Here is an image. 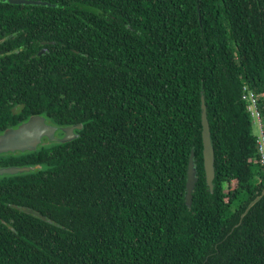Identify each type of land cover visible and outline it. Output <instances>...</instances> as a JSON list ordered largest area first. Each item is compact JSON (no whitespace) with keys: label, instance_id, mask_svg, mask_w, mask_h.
Listing matches in <instances>:
<instances>
[{"label":"trees","instance_id":"obj_1","mask_svg":"<svg viewBox=\"0 0 264 264\" xmlns=\"http://www.w3.org/2000/svg\"><path fill=\"white\" fill-rule=\"evenodd\" d=\"M36 1L51 5L0 0L15 103L32 109L10 126L33 113L83 129L0 156L36 167L0 176V264H264V195L249 209L264 168L243 99L253 91L264 115V0Z\"/></svg>","mask_w":264,"mask_h":264},{"label":"water","instance_id":"obj_2","mask_svg":"<svg viewBox=\"0 0 264 264\" xmlns=\"http://www.w3.org/2000/svg\"><path fill=\"white\" fill-rule=\"evenodd\" d=\"M11 4L17 5H34V6H50L51 4L45 1L36 0H4ZM202 125H203V155H204V167L206 171L207 184L211 190L214 191V179H215V152L211 139V131L209 120L207 116V107L205 105V99L202 98ZM83 125L78 124L70 127L58 128L53 125L48 124L45 118L41 116H34L29 121L20 124L17 128H11L5 131V133L0 135V154L8 152H26V151H36L43 143L44 138H48L50 141H58L61 143H67L78 135L75 133L76 130H82ZM61 130L63 132V137L58 138L56 136L57 132ZM40 166H37L39 168ZM36 167H5L0 168V176L5 174L15 175L24 172H30ZM198 182L197 170L194 163V152L191 154L188 173H187V205L191 206L193 201V192ZM264 191L260 197L253 201L249 209L256 204L258 200L262 198ZM248 209V210H249ZM25 212L30 214H35L44 221L48 219L39 214L35 213L34 210L23 208Z\"/></svg>","mask_w":264,"mask_h":264},{"label":"flooded vegetation","instance_id":"obj_3","mask_svg":"<svg viewBox=\"0 0 264 264\" xmlns=\"http://www.w3.org/2000/svg\"><path fill=\"white\" fill-rule=\"evenodd\" d=\"M10 33V31H5L3 28H0V135L5 133L8 129L17 128L10 125L15 123V121H22L23 117L32 110H27L23 104L15 103V60L14 62L8 60L9 55H15V43L4 45ZM46 43L47 42L43 41L42 45ZM45 51L46 48H42L38 55L44 54ZM4 58H6V61H4ZM5 63L14 66V69L5 68ZM34 116L40 115L32 113V115L24 121H29ZM41 117L45 118L44 116ZM45 121L49 120L45 118ZM58 133L59 132H57V134ZM46 139L47 138H44L43 141L45 142ZM8 153L0 154V156ZM1 163L2 160L0 159V164Z\"/></svg>","mask_w":264,"mask_h":264},{"label":"built area","instance_id":"obj_4","mask_svg":"<svg viewBox=\"0 0 264 264\" xmlns=\"http://www.w3.org/2000/svg\"><path fill=\"white\" fill-rule=\"evenodd\" d=\"M243 99L248 102V111L253 118L258 144V162L264 168V115L259 108V100L253 91L245 88Z\"/></svg>","mask_w":264,"mask_h":264},{"label":"rangeland","instance_id":"obj_5","mask_svg":"<svg viewBox=\"0 0 264 264\" xmlns=\"http://www.w3.org/2000/svg\"><path fill=\"white\" fill-rule=\"evenodd\" d=\"M256 131V130H255Z\"/></svg>","mask_w":264,"mask_h":264}]
</instances>
